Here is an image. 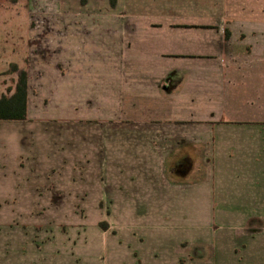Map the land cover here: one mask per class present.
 <instances>
[{"label":"crops","instance_id":"crops-1","mask_svg":"<svg viewBox=\"0 0 264 264\" xmlns=\"http://www.w3.org/2000/svg\"><path fill=\"white\" fill-rule=\"evenodd\" d=\"M102 5L89 13L92 42L74 43L39 95L76 119L82 102L105 110L116 186L160 200L201 166L214 217L250 230L238 263L264 264V0Z\"/></svg>","mask_w":264,"mask_h":264},{"label":"rangeland","instance_id":"rangeland-1","mask_svg":"<svg viewBox=\"0 0 264 264\" xmlns=\"http://www.w3.org/2000/svg\"><path fill=\"white\" fill-rule=\"evenodd\" d=\"M94 6L102 0H0V97L19 71L29 83L26 119L0 121V264L244 263L235 247L250 230L214 217L201 166L160 200L116 186L105 110L82 102L76 119L39 95L74 43L92 42Z\"/></svg>","mask_w":264,"mask_h":264},{"label":"trees","instance_id":"trees-1","mask_svg":"<svg viewBox=\"0 0 264 264\" xmlns=\"http://www.w3.org/2000/svg\"><path fill=\"white\" fill-rule=\"evenodd\" d=\"M110 7L116 5L117 0H107ZM12 72H18L16 66H12ZM9 96L0 97V121H24L27 116V74L19 71L13 92Z\"/></svg>","mask_w":264,"mask_h":264}]
</instances>
